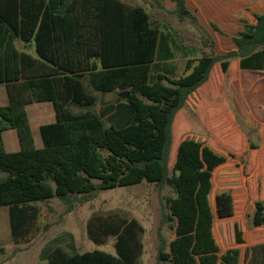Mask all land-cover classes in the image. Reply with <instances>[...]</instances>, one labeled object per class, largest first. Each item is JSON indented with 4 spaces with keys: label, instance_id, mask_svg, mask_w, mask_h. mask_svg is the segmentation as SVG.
Instances as JSON below:
<instances>
[{
    "label": "trees",
    "instance_id": "obj_1",
    "mask_svg": "<svg viewBox=\"0 0 264 264\" xmlns=\"http://www.w3.org/2000/svg\"><path fill=\"white\" fill-rule=\"evenodd\" d=\"M144 1L0 0V85L9 94L0 106V208H8L14 244L40 233L42 203L57 198L69 213L102 191L146 181L172 192L163 198L157 264H264V197H252L256 180L264 183V123L261 144L232 127L213 144L186 132L195 124L185 117L202 115L203 90L222 94L214 82L264 71V13L248 7L235 49L217 53L187 0H171V10L167 0ZM238 1L264 8V0ZM161 24L176 25L172 33ZM178 51L188 57L179 76L167 62ZM108 92L117 96L99 108ZM43 102L55 121L40 127L38 147L28 105ZM8 130L17 151L5 147ZM242 198L250 230L237 214ZM144 231L135 218L93 214L88 236L97 245L114 237L115 253L59 245L47 264H139Z\"/></svg>",
    "mask_w": 264,
    "mask_h": 264
},
{
    "label": "rangeland",
    "instance_id": "obj_2",
    "mask_svg": "<svg viewBox=\"0 0 264 264\" xmlns=\"http://www.w3.org/2000/svg\"><path fill=\"white\" fill-rule=\"evenodd\" d=\"M188 6L198 16L199 22L203 25L216 41V52L225 53L233 48L235 44L233 37L237 36L243 29L244 22L248 20L247 8L253 7L259 13H264L262 6H249L238 0H187ZM146 7L149 4L140 0ZM166 7L174 9L175 4L167 0ZM165 31L173 33L176 24H161ZM193 29V27H191ZM190 52V53H189ZM190 58H198V51H189ZM177 75H181L185 68V56L182 51L176 52ZM238 64V59L233 60ZM238 70L236 75L226 76L215 86H221L222 94L213 98L212 93L203 90V103L200 106L198 117L196 114L188 113L186 118L195 124L186 132L201 133L211 143L217 144L222 138H229L231 132H225L229 127L234 128L237 134L245 139L249 137L253 142L261 144L258 135V122L248 116L247 103L245 102V81ZM244 73H242L243 75ZM247 73H245V76ZM251 76V75H249ZM248 76V77H249ZM247 77V78H248ZM214 86V87H215ZM213 85L209 88L212 90ZM4 86L0 85V91ZM3 102H0V104ZM103 105L101 96L98 107ZM51 108V113L43 117L35 115V110ZM29 117L32 123L36 145L42 146V139L38 124L40 121L48 123L54 119V109L51 103H36L28 107ZM211 114V115H210ZM198 118V125L196 120ZM247 130L248 132H246ZM185 132V133H186ZM220 133H223L220 135ZM219 134V135H218ZM6 149L12 151L17 142V133L14 130L5 133ZM226 148V147H225ZM229 150V148H226ZM174 156L170 160V168L173 169ZM252 182V181H251ZM249 189H250V181ZM253 195L264 197V183L262 179L256 180L253 187ZM172 195L170 188L163 191L155 184L144 182L142 184L118 187L102 191L96 198L84 204H78L75 209L66 213V206L57 198L51 199L48 203H42L43 214L41 219V231L31 242L15 245L12 237L9 211L7 207L0 208V264H47V251L56 246H63L69 253H82L94 249H103L115 253V238H109L107 244H95L87 232V222L93 214L118 213L126 218L137 219L145 231L142 239L144 252L139 264H157V253L160 244L159 227L163 218V198ZM245 200L237 202V214L246 221L245 230H250V218L245 213ZM220 231L219 225L215 226V232Z\"/></svg>",
    "mask_w": 264,
    "mask_h": 264
},
{
    "label": "crops",
    "instance_id": "obj_3",
    "mask_svg": "<svg viewBox=\"0 0 264 264\" xmlns=\"http://www.w3.org/2000/svg\"><path fill=\"white\" fill-rule=\"evenodd\" d=\"M187 3H188V1H187ZM17 44H18V47L20 49H25L28 52L35 54V50L32 46L28 45V48H26V46L24 45V43L22 41H18ZM170 47L172 48V50H174L172 43H170ZM233 49H235V48H233ZM176 58H177V54L175 53V56L173 58L169 59L167 62H169L171 64V66L177 67ZM187 59H188V57H185V62ZM240 72H241V74H240L241 77H244V81H245V92H244L245 93V102L247 103V107H248V110L246 111V113L248 114L249 117L254 119V121L258 122V126H260L261 124L264 123V106H263L264 105V71H249V70H241L240 69ZM242 73H244V74L242 75ZM245 73H247L246 74L247 77L249 75H251V76H249L247 78L245 76ZM3 86H4V90L0 91V102H3V103H1L0 106L7 105L9 103V94H8L7 87L5 85H3ZM105 96H106V93L104 95H102L103 103L105 102V100H104ZM116 96H117V94L115 93V97ZM43 103H48V102H43ZM49 103H51V102H49ZM34 104H36V103H32L31 105H34ZM31 105H28V107ZM52 107L54 109L53 104H52ZM50 109L49 108L37 109V110H35V115L38 117H41V116L43 117L45 114L51 113ZM28 115H29V112H28ZM29 120H30V117H29ZM54 121H55V109H54V119H53V121H50L48 123H51ZM30 124L32 127L31 120H30ZM43 124H46V123L43 121H40V123L38 124L39 131H40V127ZM32 130H33V127H32ZM8 131H10V130H8ZM5 133H4V142H5V146H6ZM14 148L15 149H13L12 151H17L20 148L18 137H17L16 144H14Z\"/></svg>",
    "mask_w": 264,
    "mask_h": 264
},
{
    "label": "water",
    "instance_id": "obj_4",
    "mask_svg": "<svg viewBox=\"0 0 264 264\" xmlns=\"http://www.w3.org/2000/svg\"><path fill=\"white\" fill-rule=\"evenodd\" d=\"M128 95H129V92L128 91L120 94V96L122 98H127ZM114 99H115V93L114 92H108V93H106V96L104 98L105 102L113 101ZM110 125L111 124H108V126H110ZM245 131L248 132L247 130H245Z\"/></svg>",
    "mask_w": 264,
    "mask_h": 264
}]
</instances>
